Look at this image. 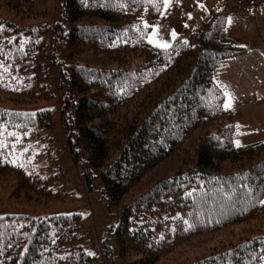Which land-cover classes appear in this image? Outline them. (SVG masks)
<instances>
[{
    "label": "trees",
    "instance_id": "1",
    "mask_svg": "<svg viewBox=\"0 0 264 264\" xmlns=\"http://www.w3.org/2000/svg\"><path fill=\"white\" fill-rule=\"evenodd\" d=\"M47 4L0 0L13 15H0V88L16 80L22 86L12 98L34 103L51 97L50 77L57 79L72 158L88 184L99 180L107 207L121 210L107 256L157 264L194 240L259 219L264 141L236 145L247 133L227 113L219 81L226 63L245 51L226 33L225 7L211 9L187 37L156 48L145 37L163 0H57L52 24L35 21L47 16ZM52 114L0 108V178L12 177L15 193L60 196L23 149L53 129ZM174 157L181 168L144 183ZM21 217H0V264H93L81 246V215ZM188 264H264V221Z\"/></svg>",
    "mask_w": 264,
    "mask_h": 264
},
{
    "label": "rangeland",
    "instance_id": "2",
    "mask_svg": "<svg viewBox=\"0 0 264 264\" xmlns=\"http://www.w3.org/2000/svg\"><path fill=\"white\" fill-rule=\"evenodd\" d=\"M225 4L229 12L226 32L245 50L232 60L230 59L226 70L222 73V79L227 88V104L231 103L233 108L231 110L237 117L242 111L236 113L234 108L240 104L247 108L248 112L253 113L255 119L264 121V0H178V2L172 0V3L167 7L163 3L159 15L145 37L146 44L156 48H165L160 45L167 44L169 46L178 34L187 37L192 30L193 22L202 17L205 8L213 9L219 6L223 7ZM47 11L46 17L38 18L35 21L52 24L57 17V0H48ZM0 15L6 17L8 14L0 7ZM15 19L21 20L26 25H31L33 22L31 18L26 17L21 19L15 17ZM167 29L169 32H166ZM173 32L176 34L175 37L172 35ZM63 58L64 55H62ZM250 83L258 85V88H255L250 94H244V97L241 98V87L250 85ZM56 84L57 79L51 75V97L34 103H31V99L29 100L28 97L18 102H16L15 96L12 98L11 92L16 90L15 87L22 86L16 80L10 82L9 89L0 88L1 109L52 110L53 129L44 131L41 137L32 140L31 144H26L23 149L28 150L31 168L43 177L48 176L46 178L50 179V188L53 192H59L60 195L57 199L46 200L37 198L31 192L15 193L14 179L12 177L0 178V217L20 215L22 217L18 221L26 223L50 215L79 214L83 218L80 224L81 246L92 258L93 264H120L105 253V246H111L107 239L120 219V207L108 208L100 198L99 180L88 184L80 167L73 160L67 146L61 114L62 92L56 87ZM27 92L31 93V90L28 89ZM256 102H261L262 107L259 108L255 104ZM263 134H260L259 131L249 134L237 140L236 145L243 146L262 142L264 141ZM181 159V157H174L166 161L149 175L144 183L150 185L181 168L183 166V162H180ZM60 170L63 171V174H60ZM144 187L132 190L133 192L131 191L123 202L132 200L142 192ZM261 221H264V210L259 219L229 228L224 234L209 240H194L157 264H188L195 259L208 256L221 245L234 243L251 232L253 233L261 225Z\"/></svg>",
    "mask_w": 264,
    "mask_h": 264
},
{
    "label": "crops",
    "instance_id": "3",
    "mask_svg": "<svg viewBox=\"0 0 264 264\" xmlns=\"http://www.w3.org/2000/svg\"><path fill=\"white\" fill-rule=\"evenodd\" d=\"M219 7H222V6H219ZM223 7H225V9L227 10V21H228V16H229V12H228V8H227V6H226V4H225V6L223 5ZM212 9V8H211ZM211 9H208V7H207V9L205 8V10L203 11V15H202V17L201 18H199V20H195L196 22H193V26H192V29L198 24V22L199 21H201L205 16H206V14L211 10ZM256 19H257V17H256ZM226 26H227V24H226ZM162 28H164L163 26H162ZM164 31V30H163ZM192 31V30H191ZM190 31V32H191ZM166 32H169V29H167L166 30ZM164 33H165V31H164ZM227 33V32H226ZM166 34V33H165ZM179 35V34H178ZM177 35V36H178ZM228 35V34H227ZM229 36V35H228ZM230 37V36H229ZM231 38V37H230ZM233 39V38H232ZM234 58V57H233ZM233 58H231V60L233 59ZM228 62H230V60L228 61ZM228 62L226 63V65L228 64ZM226 65H225V69L224 70H226ZM223 70V71H224ZM223 73V72H222ZM220 77H221V80H220ZM220 77H219V81H220V83L223 85V87H224V89H225V100H224V105H225V109H226V111H227V113L230 115V117H231V119L233 120V122L236 124V125H238L239 127H241L242 129H243V131L244 132H246L247 133V135H249V134H255L257 131H259V133L260 134H263L264 133V121H261V119H255V116H253V113H250V112H248L247 111V108H245L244 106H242V105H236L235 106V111H236V113L237 112H241V114H239V116L237 117V115L235 116L234 114H233V110H231V109H233L232 107H226V105H227V88H226V83H225V81H223V74H221L220 75ZM255 88H258V85H255V84H253V83H250V85H246V86H244V87H241V89H240V92H241V98H243L244 97V94H247V93H252L253 91H254V89ZM259 108H261L262 106L260 105L261 104V102H256L255 103ZM260 123H262V124H260ZM246 135V136H247ZM264 135V134H263ZM245 137V136H244ZM243 137V138H244Z\"/></svg>",
    "mask_w": 264,
    "mask_h": 264
},
{
    "label": "snow or ice",
    "instance_id": "4",
    "mask_svg": "<svg viewBox=\"0 0 264 264\" xmlns=\"http://www.w3.org/2000/svg\"><path fill=\"white\" fill-rule=\"evenodd\" d=\"M177 2H178V0H177ZM163 3H164V5H165V7H167L170 3H172V0H163ZM229 22H231V20H229ZM172 35H173V37H175V33L173 32L172 33ZM151 42V41H150ZM161 47H168V45L167 44H163V45H160ZM226 107H231V103H228L227 105H226Z\"/></svg>",
    "mask_w": 264,
    "mask_h": 264
}]
</instances>
